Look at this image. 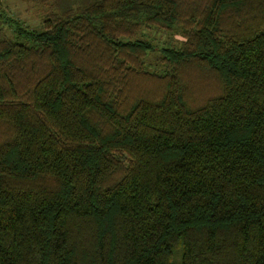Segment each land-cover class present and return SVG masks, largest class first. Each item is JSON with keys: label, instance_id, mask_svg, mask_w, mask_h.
Masks as SVG:
<instances>
[{"label": "trees", "instance_id": "trees-1", "mask_svg": "<svg viewBox=\"0 0 264 264\" xmlns=\"http://www.w3.org/2000/svg\"><path fill=\"white\" fill-rule=\"evenodd\" d=\"M24 1L35 27L0 8V264H264V0Z\"/></svg>", "mask_w": 264, "mask_h": 264}, {"label": "rangeland", "instance_id": "rangeland-1", "mask_svg": "<svg viewBox=\"0 0 264 264\" xmlns=\"http://www.w3.org/2000/svg\"><path fill=\"white\" fill-rule=\"evenodd\" d=\"M8 7V12L11 15L18 17L26 23H30L31 27H35L38 23L37 19L44 15V10L42 7H35L34 5L25 2L24 0H0V8L3 9ZM37 21V23H36ZM142 33L148 38H150L155 46H162L163 43H170L177 45L182 38L178 33L160 30V29H144ZM154 52L150 53L146 57V62H150L154 56Z\"/></svg>", "mask_w": 264, "mask_h": 264}]
</instances>
